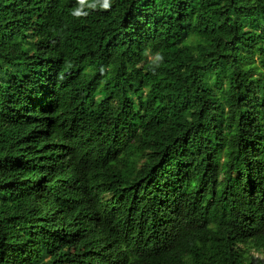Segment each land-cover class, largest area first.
Wrapping results in <instances>:
<instances>
[{"label": "trees", "instance_id": "obj_1", "mask_svg": "<svg viewBox=\"0 0 264 264\" xmlns=\"http://www.w3.org/2000/svg\"><path fill=\"white\" fill-rule=\"evenodd\" d=\"M0 0V264H264V0Z\"/></svg>", "mask_w": 264, "mask_h": 264}, {"label": "clouds", "instance_id": "obj_2", "mask_svg": "<svg viewBox=\"0 0 264 264\" xmlns=\"http://www.w3.org/2000/svg\"><path fill=\"white\" fill-rule=\"evenodd\" d=\"M103 7L107 9L109 7V0H105Z\"/></svg>", "mask_w": 264, "mask_h": 264}]
</instances>
